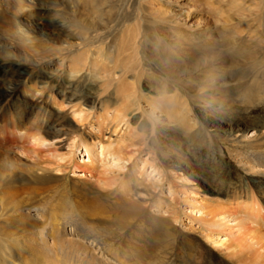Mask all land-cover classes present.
Masks as SVG:
<instances>
[{
  "label": "rangeland",
  "instance_id": "rangeland-1",
  "mask_svg": "<svg viewBox=\"0 0 264 264\" xmlns=\"http://www.w3.org/2000/svg\"><path fill=\"white\" fill-rule=\"evenodd\" d=\"M125 1L57 0L53 4L63 12L62 17L67 19L68 29L46 26L36 29L23 15L24 24L19 26L34 39V43L31 41L27 44H21L16 37L12 40L15 35L7 33V26L14 19L4 8H0V45L6 44L13 51L9 59L27 64L29 59H36V68L41 72L45 68L49 71L54 68L58 74L61 73L60 79L47 90L49 100L43 101L42 109L33 108L30 111L25 108L32 115L44 112L43 122L47 126L59 125L68 119L74 124L70 112L75 106L81 103L86 109L91 107L90 100L81 101L79 97L82 95L92 92L105 100L108 93L100 92L99 86H105L107 91L112 92V86L105 85L108 76L113 77V72L120 75L125 65H131L140 56L136 54L133 58V43L139 45L144 41L143 49L137 45V50L142 52L144 48L149 50L152 40H161L164 47L159 54L165 55L162 63L166 65L170 64L174 55L169 41L187 46L189 51L184 56L191 58L189 63H179L189 66L188 70L180 66L173 73L164 66L161 69L163 74L181 76L183 86L181 92L171 97L168 105H156V116L164 120L160 125L143 112L149 105L146 98H141L140 91H145L149 78L139 77L135 70L125 71L126 87L123 89L133 92L140 86V90H135L130 97H136V103L130 108H133V113L127 110L126 119L131 133L125 134L126 124L123 126L122 122L110 139L123 135L128 144L117 156H108L104 161L102 159L97 170L85 171L83 177L77 176L80 170L76 163L81 164L86 158L82 155L81 146L76 151L74 163L67 168L55 167L58 162L62 163L61 156L46 162L45 159L35 158L30 150L17 151L19 156L10 154L14 161L13 170L21 175L11 181V186L7 188L9 190L4 189L2 201L5 205L7 200L6 207L11 206L9 204L14 198H23L26 202L22 211L13 212L9 208L6 221L0 224V228H4L0 229V264H68L57 244L51 247L48 242L44 243L40 228H48L46 221L49 215L66 213L72 207L81 210L85 207V211H91L90 222L96 231L99 229L97 233L106 243L102 250L105 256L101 259L107 264H234L218 246L212 245L206 238L208 230L202 227L199 222L201 217L192 212V202L187 199L200 201V194L209 200L215 199L211 189L219 188L227 181L241 182L244 176L235 155H245V149L231 143L234 133H240L248 120H258L264 113V50L257 49L262 44L264 46V0H216V3L212 0H131L129 4ZM176 4H182L183 9L178 10ZM184 10H189V14L181 13ZM117 14L122 25L117 26L119 28L114 35L102 42L90 41L89 33L117 17ZM45 18H54L52 12L47 13ZM177 26L183 27L185 31L178 30ZM208 28L212 34L208 37L207 45L200 37L197 38L198 35H193L197 39H186L183 34L190 30ZM232 29L237 32V37L244 38L240 46L231 44ZM81 35L85 37L84 41ZM258 35L262 39V43H257L259 46L245 42ZM63 38L70 42L69 50L72 51L61 47L58 48L60 53H56L52 48L61 45L59 40ZM249 50L253 54L247 52ZM145 52L144 55L155 62L157 56L150 57L149 51ZM83 53L87 54L86 57L81 56ZM56 64L62 65L57 67ZM71 70L79 73L82 80L72 81L69 78ZM38 79L44 81V76L40 75ZM68 85H72L71 88ZM20 87L15 94L20 93ZM51 101H54L55 106ZM63 101L67 107L65 104L61 107ZM70 105H75V108L69 109ZM59 106L61 112L58 111ZM93 111L92 115H105V111L99 108ZM107 126L104 132L109 133L105 134V138L110 136L112 130L111 123ZM64 127L70 129L65 124ZM84 130L86 135L88 129ZM68 143L64 142V148L59 150L60 154L63 153L61 155L69 150ZM95 152L99 153L100 148L96 147ZM146 160L152 162L157 172L149 164L143 166ZM41 168H45V172ZM32 172L45 176L34 179ZM128 174H132L129 187L126 190H115L113 195H109L106 186L99 181L102 176L113 180ZM134 174L139 178L138 182L134 180ZM199 177H206L207 183L198 185L196 180ZM255 191V197L264 207V193ZM191 194L199 195V198L191 197ZM3 209L5 212V207ZM226 235L221 236L226 238ZM110 247L114 248L117 261L113 252L107 251Z\"/></svg>",
  "mask_w": 264,
  "mask_h": 264
},
{
  "label": "bare ground",
  "instance_id": "bare-ground-1",
  "mask_svg": "<svg viewBox=\"0 0 264 264\" xmlns=\"http://www.w3.org/2000/svg\"><path fill=\"white\" fill-rule=\"evenodd\" d=\"M43 1H45V3H43ZM56 1L57 0H0V8H4L8 13L12 15L13 17L12 19H14L13 23H11L12 25L8 23L7 26L9 27L7 33L11 35H15L14 38L12 36V40H14L16 37V39L21 44H27L32 40H34L28 32L22 29L23 28L22 26H21L22 28H20L19 26L20 24H24V20L22 19L23 15L26 16L25 19H28V21L31 24L35 25L34 27L36 29L39 27L42 28V26H46L49 28L61 27L63 30L68 29V27L66 26V24H68L66 21L67 19L65 20V18L62 17L63 12H61V10L59 8H56V5L53 4ZM212 1L216 3V0H212ZM130 2L131 0L125 1V3L127 4H129ZM176 6L178 7V10L183 9L181 7L183 6L182 4H178V5L176 4ZM76 9L78 10V8ZM2 11L4 10H1V12ZM75 11L76 10H74L73 13H75ZM213 11H215V9ZM217 11L218 10H216V12ZM49 12H52L54 18L47 20L45 16ZM181 13H186L187 15L189 14V10L181 11ZM118 14L117 17L109 20L107 23H103L99 28L93 29L89 33L90 41L95 40L97 42L99 40L102 42V40L104 39L106 40V38L110 37L112 34L114 35V33L117 31L116 29L119 28L117 26L119 24L122 25L118 19L120 14L119 15ZM173 22L178 24L177 21H173ZM9 24L11 26H9ZM177 29L182 30L183 32L185 31L183 27H178ZM70 30L72 29L70 28ZM70 30L68 32H70ZM190 32L186 31V34L183 33L186 39L189 38L197 39L200 37L206 45L208 44V40H209L208 37H210V35L212 34L209 28L206 30L203 29L190 30ZM231 34H232L230 36L231 44L233 46H240L242 43L241 41H243L244 38L237 37L236 35L237 32L235 31V29L234 30L232 29ZM193 35H198V37L195 38ZM66 38H63L62 41H60L62 38L59 40L62 46L56 45V47L54 46L55 48L53 47L52 50L53 51L55 50L56 53H60L59 51L61 50H58V48L62 47V49L65 50L68 49V51H72L71 49L69 50V48L71 47L70 42L68 43L64 41V39ZM80 38L82 41L85 40V37L82 35L80 36ZM260 38L261 37L259 35L253 38L250 37L245 42H248L250 44L254 43L257 46H259V44L257 43H262L261 41L262 39ZM32 43L34 42L32 41ZM142 43L139 45L137 42L133 43L132 48L135 53L133 54V58L135 57L136 54L140 56H138L137 59L135 58V61L131 65L129 64L125 65L121 70L122 73L120 75H117L113 72V77L108 76L107 80L105 81V85L107 87L112 86L113 89L112 92L110 90H109L110 92L107 91L108 88H106L105 86L104 87H102L101 85L99 86L100 92L106 91L105 93H108L107 98L105 100L100 99V96H96L92 92L91 93L89 92L88 94L82 95L79 98H81V101L90 100L91 102L90 108L88 109L84 108L81 105V103H79L78 105L75 104L76 106L75 105L68 106L69 109L71 108L74 109L76 107L74 110H72V112H70L71 116L74 117L72 118L74 124L69 122V119L67 120L68 122L67 121L63 122L65 125L69 126L70 129H68L67 127L65 128L63 123L59 125L49 124L47 126V123L43 122L44 112L41 113L40 115H32L30 113H27V111H25V108H29L30 111L33 108H37L39 110L42 109L41 104L43 103V101L47 102L49 100V94H47V90H50V88L55 85L56 81L60 79L59 77L61 73L58 74V70L56 69L54 70V68L53 71H49L45 68L41 72V70H38L36 68L35 65L36 59L35 60L29 59L28 64L27 62L11 61L10 60L11 57L9 56V54H13V51L10 50L6 44L0 45V224L6 221L5 220V218H7L6 212L8 213L11 209L13 210V212H18L19 210L22 211L23 207H25V202H26L23 198L21 199L14 198L15 200L9 204L11 206L7 204L9 207H6L5 205L7 200H5V205L4 202L2 201L4 189L9 190L7 188L11 186L10 184L11 181L15 179L17 176L21 175L17 173L15 169H14L15 171L13 170L14 161L10 156L11 153L14 155L15 154L18 155L17 151L22 152V151L30 150V152L33 153V155H35V158L39 157L42 160L45 159L46 162H50L51 161L50 159H52L53 161L54 157L61 156L60 159L62 163L60 161L61 164H58L59 163L58 162L55 167L67 168V167H71V164L74 163V157L76 151L78 147L81 146L83 148L82 155L86 156V158L82 160L81 164L76 163V167L80 170V172L77 173V176L83 177L84 176L83 172L97 170L100 167L102 159L104 161L105 158H108V156L109 157L117 156L119 152L123 150L124 147L126 148V143L128 144L126 136L122 135L118 138L110 139L111 135L113 134L114 136L117 128L119 127L118 124L122 122H123V126L126 124L127 131L125 134L131 133L130 127L128 126L126 119L128 115L127 110H130V113H133L134 111L133 108L132 109L130 108L134 106V104L136 103V97L134 96L133 99H130V97H132L131 96L132 93H135L134 92L135 90L138 91L140 90V86L138 85V87H136L137 89L133 88L134 89L133 92L132 91L130 92L128 89H123L124 87H126V81H125L126 74L124 75L126 70L128 71L135 70L138 72L139 77L146 76L147 78H149L147 82L148 84L145 87L146 92L144 91V89L140 91L141 98H146V102L149 105L147 110L143 112H146L147 115L154 120V123H157V125L164 123L163 122L164 120H161L159 119L160 118L159 116H156V111H155V109L157 108L156 105L161 106L162 103L163 105L164 104L168 105L171 102L170 100L171 97L173 98V95H177L179 92H181L182 90L181 87L183 86L182 85L183 79L181 78L182 80L180 81L181 76L173 75L174 80H171L173 77L167 74H163L161 69L164 66L173 73L176 72V70H178L179 66L180 68H184V69L189 68V66L185 64H179V63H184L185 61L189 63V60L191 58L189 59V57L184 56V54L188 52L189 49L187 46L183 44H182L183 46L177 45L178 43L176 41H172V42L169 41L168 43L172 46V51L174 52V55L170 60V64L166 65L162 63V61L165 59V55L159 54L160 50L163 49L164 47L162 45L163 43L161 42V40L160 41L159 39L152 40L150 42L151 46L149 50H146L144 48V51L140 52L137 50V48L141 46L140 48L143 49L142 46L144 44ZM84 44L82 46L85 47ZM77 45H79V43ZM253 48L252 50H254ZM44 49H46V46ZM257 49L259 51L264 50L263 44L262 46H259V48ZM145 51L147 52L149 51L148 53L150 57L157 56L155 62H151L150 61L151 58L148 59L149 57L144 55V53H146ZM247 52L253 54L250 50ZM85 53H87V51ZM260 53L262 54V52ZM260 53L258 52V54ZM86 55H84L83 53V55L81 56L86 57ZM161 56L163 57L161 58ZM108 59L110 58L108 57ZM60 65L62 64H56L57 67H60ZM40 75L44 76V81H40L38 79ZM69 78L75 82L77 81L79 82L82 80V76H80V74L77 72H72V70L69 72ZM18 87H20V93L17 95L15 94L16 93L15 91L17 90ZM62 100H60V102ZM51 102L52 105L55 106L54 101ZM64 104L66 106L65 101L61 103V107H63ZM61 107L59 106L58 108L59 109L58 111L60 112H61ZM95 108H99L100 110L105 111V115L102 114L92 115L91 112ZM111 108H112V112H111ZM63 111L65 110L63 109ZM28 114H30V116ZM91 115H92V119H90ZM108 123H111L112 130L110 132L111 133L110 136L105 138L106 137L105 134L109 133V132H104ZM85 128L88 129V131H86V135H84ZM240 130H239L240 133H238V131H236L237 133L236 132L234 133V139L231 144L237 147L242 146L245 149V155H241V153L235 155V158L238 161V165L241 167V170L243 171V175H244L241 178V182L232 183L230 181H227L219 188L211 189L210 192L212 193V196L215 199L209 200L203 194H200V197H202L200 201H197L196 199L194 200L187 199V200L192 202L191 203L193 205L192 212H194L195 214H199V216L201 217L199 219V222L201 223L202 227H204L205 230H208V234L206 235L207 236L206 238L209 240V242L212 245L218 246L219 250L225 254V256L229 261L233 262L234 264H264V207L259 203L258 201L259 199L255 197V193H254L256 192L255 190L264 193V113L262 117L258 120L256 119L248 120L247 124L243 125V130L242 129ZM249 134L251 135L249 136ZM76 139L77 142H75ZM67 141H69L67 145L69 150L65 153V155H61L63 153L60 154L59 150L64 148L63 144L64 142ZM96 147L100 148L99 153L95 152ZM145 164H149L151 165V168L152 167L154 168L152 162L149 160L143 162V166H145ZM40 170L45 172L44 171L45 168H41ZM153 170L157 172L155 168ZM130 175L132 174H128V176H125L124 178H120L119 176L115 179L113 178V180L112 178L102 176L101 178H99V181H101L106 186L107 193L109 195H113L115 193V190H126L129 187L128 185L131 183ZM31 176L34 179H42L45 176V174H41V173L37 174L35 172H32ZM134 180H136V182H138L137 180H139V178H137L135 174H134ZM196 183L198 185H205V183H207V179L206 177H199L198 180H196ZM253 188H255V190ZM197 190L198 189H196V191ZM5 194H7L6 191ZM131 196H135V195L132 194ZM190 196L191 197L194 196V198H199L198 197L199 195L191 194ZM87 206L91 208L90 205L87 204ZM4 207L6 209L5 212L3 209ZM94 211L95 210H93V212ZM90 212L91 211L89 212L85 211V207L82 210L77 207H72L66 213L62 212L58 215L56 214L52 216L49 215L50 218H48L49 220L47 219L46 221V225L48 226V228L43 226L40 228L41 230L40 235H42L44 243L48 242L49 244H51V247L52 246L54 247V245L57 244L62 252L63 259L68 264H107L105 263V261L101 259L103 258L102 256H105L102 253V250L103 247L106 245V243H104L101 236L97 233L99 229L96 231L94 226L90 222L92 220V217L90 218V214H91ZM52 213L54 214V212ZM15 216L16 217L18 216L17 213ZM21 217L23 218V216ZM27 220L29 221V219ZM9 227L10 226H8L7 228ZM213 233H217V235L214 236ZM222 234L224 235L227 234L226 235L227 237L226 238L222 237L221 236ZM107 251L113 252V254L115 255L114 259L116 260L117 254L115 253L114 248L110 247L108 248ZM4 258L6 259V257Z\"/></svg>",
  "mask_w": 264,
  "mask_h": 264
}]
</instances>
